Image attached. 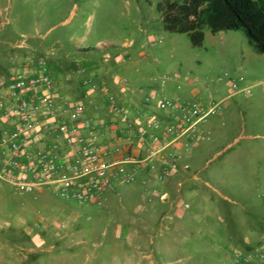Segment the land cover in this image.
<instances>
[{
    "label": "rangeland",
    "instance_id": "1",
    "mask_svg": "<svg viewBox=\"0 0 264 264\" xmlns=\"http://www.w3.org/2000/svg\"><path fill=\"white\" fill-rule=\"evenodd\" d=\"M158 1L0 0V72L4 78L31 71L30 66L39 60H45L52 70L51 64L59 56L102 46L100 52L82 54L98 58L95 74L103 75L109 84L124 78L127 87L134 86L143 69L158 81L164 71L175 70L199 85L220 90L217 101L235 82L237 87L249 89L225 101L236 125L242 116L253 125L264 124V54L252 48L242 30L211 32L206 27L202 46H193L186 33L162 27ZM74 76L82 80L95 77L94 73ZM214 117L211 114L207 120ZM231 136L229 140H236L221 153L214 154L212 136L182 153L181 162L189 169L177 175V181H182L179 199L188 203L186 216L194 219V227H225L232 218L247 214L250 219L252 214L244 207L262 199L264 188L241 185L243 172L236 166L223 169L229 185L212 181L213 167L238 149L264 146V139L240 136L239 129ZM37 200L45 205L35 206ZM60 200L52 189L34 196L16 192L0 180V264H117L131 260V245L119 243L113 235L98 248L91 247L88 241L99 238V229L89 232L83 221L68 226V212ZM158 245L164 250L163 241ZM168 260L174 264L173 259Z\"/></svg>",
    "mask_w": 264,
    "mask_h": 264
},
{
    "label": "crops",
    "instance_id": "2",
    "mask_svg": "<svg viewBox=\"0 0 264 264\" xmlns=\"http://www.w3.org/2000/svg\"><path fill=\"white\" fill-rule=\"evenodd\" d=\"M82 53L84 52L78 50L73 55L66 53L59 56L56 62L51 64L50 73L53 93L60 105L61 115L73 121L70 117V108L64 101L83 105L82 119L85 124L81 128V133L86 138L96 142H112L108 130L112 115L105 100L104 89L101 87L104 83L110 92L115 91L118 101L158 114L161 113L157 108V99L160 95L182 100L195 99L203 105L219 103L220 106L214 113L216 117L206 119L200 125L207 134L204 140L212 136L211 139L216 147L214 154L223 152L236 140V137L229 139L237 129L240 131V136L264 139V124L253 125L242 116L240 124L236 125L229 112L228 103L225 102L227 98L244 92L245 87L233 88L229 84L228 93L220 95L215 101L220 90L212 88L209 84L199 85L186 74L175 70L164 71L160 78L158 77V81L148 69H143L140 77L135 78L137 84L124 88L118 82L109 84L103 75L95 74L98 58ZM29 69L38 70V63L33 64ZM79 73L84 75L94 73L95 77L91 79L97 86L95 88L85 86L83 81L86 78L82 80L74 76ZM3 76L0 72V88L7 80V77L3 78ZM162 76L167 77L164 83L160 80ZM145 94L152 97L150 103L143 101ZM11 126H13L11 123L3 122L0 128ZM222 163L213 167L211 174L213 183L219 186L229 185L231 182L227 181L223 169L236 166L243 172L244 182L240 183L241 185L264 188V146L253 148L244 146ZM185 171L187 170H179L170 180L157 185L159 190L166 194L163 199L151 192L154 179H150L146 185L141 183L143 177H150L153 172L142 169L137 173L133 183L125 184L115 178L113 189L103 194L100 205L92 202L60 200L65 207L64 210L68 212L67 216L70 220H67V224L72 226L75 222L83 221L89 232L99 229V238L88 241L93 248H98L99 244L103 245L106 237L110 235L115 236L119 243L130 244L133 251L131 260L119 261L117 264H171L168 258L173 259L171 262L174 264H226L232 252L255 251L264 240V191L260 194L262 198L260 201L257 203L253 201L254 203H251L247 209L244 207L252 214L250 219L249 215L245 214L246 216L240 219L231 217L229 226L197 228L194 227V219L186 216L187 208L180 205L183 201L179 199L182 181H177V175ZM193 177L197 178L195 173ZM35 202V206L45 205L38 200ZM118 208L121 211H118ZM217 219L219 220V217ZM161 241L164 243V250H160L158 245Z\"/></svg>",
    "mask_w": 264,
    "mask_h": 264
},
{
    "label": "built area",
    "instance_id": "3",
    "mask_svg": "<svg viewBox=\"0 0 264 264\" xmlns=\"http://www.w3.org/2000/svg\"><path fill=\"white\" fill-rule=\"evenodd\" d=\"M160 80L164 83L167 77ZM118 83L127 87L124 78ZM83 84L97 86L91 78ZM231 86L237 87L235 82ZM101 87L112 115L108 123L112 142H96L82 135L81 103L64 101L73 121L61 115L45 60L38 61L36 71L10 74L0 88V121L13 125L0 128V179L19 193L37 196L52 189L63 200L100 205L115 178L133 183L143 169L153 172L141 183L154 179L151 192L165 198L157 185L189 169L181 162L182 153L206 139L200 125L216 113L219 103L203 105L195 99L160 95L158 114L122 103L104 83ZM151 100L149 94L143 96L145 103ZM180 205L189 206L185 201ZM229 258L226 264H264V240L255 251H235Z\"/></svg>",
    "mask_w": 264,
    "mask_h": 264
},
{
    "label": "trees",
    "instance_id": "4",
    "mask_svg": "<svg viewBox=\"0 0 264 264\" xmlns=\"http://www.w3.org/2000/svg\"><path fill=\"white\" fill-rule=\"evenodd\" d=\"M162 27L186 33L193 46H202L204 28L211 32L242 30L256 52L264 54V0H159ZM102 46L80 51L100 52Z\"/></svg>",
    "mask_w": 264,
    "mask_h": 264
}]
</instances>
